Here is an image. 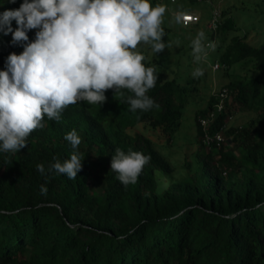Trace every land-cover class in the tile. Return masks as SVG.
<instances>
[{"label": "trees", "instance_id": "trees-1", "mask_svg": "<svg viewBox=\"0 0 264 264\" xmlns=\"http://www.w3.org/2000/svg\"><path fill=\"white\" fill-rule=\"evenodd\" d=\"M22 2L0 0V13L18 9ZM11 27H17L14 20ZM234 27L230 18L220 21L222 43ZM35 31H28L29 41ZM22 51L11 33H0V70L9 54ZM219 61L227 76L233 65L247 61L258 72L225 86L230 101L211 127L227 126L225 133L242 139L241 157L225 145L207 148L197 122L201 149L194 171L159 186L158 176L173 167L151 137L131 130L149 125L170 140L179 129L187 92L145 58L142 63L153 67L157 77L147 92L154 101L151 109L132 112L127 101L134 93L107 90L102 105L81 101L66 107L59 120L45 116L43 127L27 137L20 151L0 150V264H264V45L233 36ZM215 102L214 95L197 118ZM253 110L256 116L248 125L229 127L234 114ZM73 129L81 138L77 149L64 138ZM117 148L151 157L135 184L123 185L111 170ZM73 152L82 169L68 179L51 166ZM92 164L105 168L93 172Z\"/></svg>", "mask_w": 264, "mask_h": 264}, {"label": "clouds", "instance_id": "clouds-1", "mask_svg": "<svg viewBox=\"0 0 264 264\" xmlns=\"http://www.w3.org/2000/svg\"><path fill=\"white\" fill-rule=\"evenodd\" d=\"M165 12L166 6H153L150 0H23L18 9L0 13V33H11L12 43L23 45L19 55L9 54L0 70V150L20 151L27 146V137L43 127L45 116L59 120L66 107L81 101L102 105L107 90L115 95H122V90L134 93L127 101L132 112L151 109L154 101L147 92L157 77L153 67L142 63L145 56L137 46L143 42L155 53L166 48L161 27ZM31 30H36L35 39L29 41ZM205 38L201 31L191 42L197 63L207 55ZM208 47L214 50L215 45ZM192 75L198 78L204 72L196 68ZM64 138L73 149L81 144L75 129ZM150 159L117 148L111 170L123 185L135 184ZM51 167L75 179L82 160L73 152ZM37 170L43 174L44 165H37ZM46 191L42 185L41 192Z\"/></svg>", "mask_w": 264, "mask_h": 264}, {"label": "rangeland", "instance_id": "rangeland-1", "mask_svg": "<svg viewBox=\"0 0 264 264\" xmlns=\"http://www.w3.org/2000/svg\"><path fill=\"white\" fill-rule=\"evenodd\" d=\"M153 6L160 4L166 6V12L162 17L161 27L165 36L162 38L166 48L160 52L152 51L151 46L141 42L137 50L145 56L148 61L154 62L156 67L163 72L168 80H175L185 88L187 94L184 96L186 102L183 107L179 129L173 134L170 140L160 130L153 129L149 125L139 124L131 131H139L151 137L155 148L171 163L173 170L169 174L158 176L160 187L167 182L182 179L187 176L188 171H194L197 162V154L201 149L198 141V118L197 112L206 108L209 101L231 80L240 82L248 81L255 77L258 72L254 62L247 61L233 65L230 75L225 74L222 66L214 69V64L219 61L221 53L230 44L233 36L247 37L253 45L260 47L264 45V0H198L195 4L181 0H150ZM186 7H189L185 9ZM220 10L223 22L232 19L235 27L226 36L225 43L221 42V34L210 28V21L214 10ZM183 11H194L201 16L198 24L184 26L178 13ZM205 33V46L207 55L197 63L192 54L191 42L199 32ZM215 33V37L211 36ZM208 42L214 44V50L208 47ZM170 45V46H167ZM220 62V61H219ZM196 68H201L204 75L194 78L192 73ZM264 77V76H263ZM256 116V111H242L234 114L230 126L248 125L250 120ZM227 149L232 150L235 156L241 157L245 150L239 139L235 140L233 135L225 133ZM91 169L96 172L101 167L92 164ZM93 192H98L97 187L91 184Z\"/></svg>", "mask_w": 264, "mask_h": 264}, {"label": "built area", "instance_id": "built-area-1", "mask_svg": "<svg viewBox=\"0 0 264 264\" xmlns=\"http://www.w3.org/2000/svg\"><path fill=\"white\" fill-rule=\"evenodd\" d=\"M183 14L180 18L181 23L184 26H190L196 24L200 21L201 16L194 11H183L179 12L178 16ZM221 19L220 10L216 9L213 12V17L210 21V28L217 31ZM210 42H208V45ZM221 67L220 62L214 64V69H219ZM230 89L228 87H223L218 93L215 94L216 102L214 108L206 115L199 116L198 122L200 123L202 129V141L207 148L217 147L220 148L225 145L226 135L225 130L227 126H222L219 130L212 131L211 127L215 119L227 108L230 101ZM226 174V171H225Z\"/></svg>", "mask_w": 264, "mask_h": 264}]
</instances>
